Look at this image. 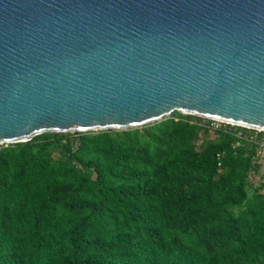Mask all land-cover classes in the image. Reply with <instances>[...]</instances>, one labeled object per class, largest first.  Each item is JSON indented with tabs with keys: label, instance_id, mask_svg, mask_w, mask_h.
<instances>
[{
	"label": "trees",
	"instance_id": "1",
	"mask_svg": "<svg viewBox=\"0 0 264 264\" xmlns=\"http://www.w3.org/2000/svg\"><path fill=\"white\" fill-rule=\"evenodd\" d=\"M260 139L175 112L1 145L0 264H264Z\"/></svg>",
	"mask_w": 264,
	"mask_h": 264
},
{
	"label": "water",
	"instance_id": "2",
	"mask_svg": "<svg viewBox=\"0 0 264 264\" xmlns=\"http://www.w3.org/2000/svg\"><path fill=\"white\" fill-rule=\"evenodd\" d=\"M175 112L264 131V0H0V146Z\"/></svg>",
	"mask_w": 264,
	"mask_h": 264
},
{
	"label": "rangeland",
	"instance_id": "3",
	"mask_svg": "<svg viewBox=\"0 0 264 264\" xmlns=\"http://www.w3.org/2000/svg\"><path fill=\"white\" fill-rule=\"evenodd\" d=\"M212 125L215 127L220 126V123L214 122ZM261 141V147L258 149L257 156L258 159L256 161L258 162V168L253 169L249 174V182L253 186H259L261 183L264 182V139H260Z\"/></svg>",
	"mask_w": 264,
	"mask_h": 264
}]
</instances>
